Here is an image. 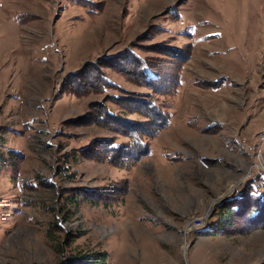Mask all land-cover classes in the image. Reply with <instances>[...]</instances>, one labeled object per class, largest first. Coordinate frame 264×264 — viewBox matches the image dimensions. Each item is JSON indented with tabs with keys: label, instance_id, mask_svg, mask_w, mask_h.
Wrapping results in <instances>:
<instances>
[{
	"label": "rangeland",
	"instance_id": "rangeland-1",
	"mask_svg": "<svg viewBox=\"0 0 264 264\" xmlns=\"http://www.w3.org/2000/svg\"><path fill=\"white\" fill-rule=\"evenodd\" d=\"M133 60L166 72L153 97L172 115L121 168L84 148L132 142L91 120L143 118L117 101L151 92ZM262 132L264 0H0V264H264L252 194L214 226L264 190Z\"/></svg>",
	"mask_w": 264,
	"mask_h": 264
},
{
	"label": "trees",
	"instance_id": "trees-1",
	"mask_svg": "<svg viewBox=\"0 0 264 264\" xmlns=\"http://www.w3.org/2000/svg\"><path fill=\"white\" fill-rule=\"evenodd\" d=\"M178 51V49L173 50L175 54ZM132 64H134V67L131 70L132 72H130V75H128L130 79L137 78L139 83L146 85V88L150 89L151 92L145 93V97L140 98L123 96L121 98H117V101L118 103L122 102L121 105L124 106L127 110H130V112L140 114V116H142L143 118L131 119L123 116L126 114H114L107 109L98 112L95 119H92L93 115L91 113L87 114L86 116L87 119H92V123L98 122L105 127L110 126L111 123L109 122H115L119 124L120 127L113 126V129H118L122 133H125V135L129 138H132L131 143L122 144L113 143L114 141H111V139L109 138H95L91 140L89 144L84 148L85 151L89 152L90 157H92L93 159L95 158L99 161L110 162L121 168L129 166L133 164V162L135 163L136 161L141 160L143 157L149 154L150 149L148 140L155 137L158 133L169 126L172 115L169 110V108L171 107L170 101L169 103L167 102V106H165L163 102L159 103L153 97L157 93V89L158 91H160V87L157 86L168 82L169 77L165 75L166 72H163V68L159 69L160 71H158V68L160 67L154 61H151L150 63V61L136 62V60H133ZM154 73L156 75H154ZM104 79L105 82H108L106 78H103V80ZM206 82L207 86H204V88H213L216 86L214 85V82ZM180 83L181 82L176 79L173 87H166L165 93H170V95L173 97L177 93V89ZM255 180V178L249 179L247 181L249 186H252ZM247 186H245L246 189H248ZM248 193L249 195L252 194L253 197H251V199L254 198L255 201L258 200L259 205L264 204V190L261 193H257V189H255L254 185V187H250V190L240 192V196L234 198L236 203H234L232 206L221 209V212H224L223 216L225 218L223 216L219 217V219L215 223L216 225H214L216 226V228H222L229 225L232 226V217L233 215H237V213L240 211L239 206H242L239 200L243 198V194L247 196ZM256 213L257 210L253 209L252 211L248 212L247 218L252 220ZM59 264H108L107 254L105 252H73L66 254L64 256V259L60 261Z\"/></svg>",
	"mask_w": 264,
	"mask_h": 264
},
{
	"label": "built area",
	"instance_id": "built-area-1",
	"mask_svg": "<svg viewBox=\"0 0 264 264\" xmlns=\"http://www.w3.org/2000/svg\"><path fill=\"white\" fill-rule=\"evenodd\" d=\"M259 135H263V141H264V132L260 133ZM241 143L243 144V146H245L246 150L250 148V146H248V144L246 145L243 141Z\"/></svg>",
	"mask_w": 264,
	"mask_h": 264
},
{
	"label": "bare ground",
	"instance_id": "bare-ground-1",
	"mask_svg": "<svg viewBox=\"0 0 264 264\" xmlns=\"http://www.w3.org/2000/svg\"><path fill=\"white\" fill-rule=\"evenodd\" d=\"M259 140L261 141L262 144H264L263 135H259Z\"/></svg>",
	"mask_w": 264,
	"mask_h": 264
}]
</instances>
